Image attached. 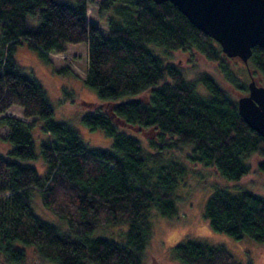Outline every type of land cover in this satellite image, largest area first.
<instances>
[{
  "label": "trees",
  "instance_id": "obj_1",
  "mask_svg": "<svg viewBox=\"0 0 264 264\" xmlns=\"http://www.w3.org/2000/svg\"><path fill=\"white\" fill-rule=\"evenodd\" d=\"M100 9L109 11L106 33L89 20L87 0H0V113L18 105L25 117L42 119L49 134L41 143L46 171L40 173L26 163L38 157L32 123L0 115L11 143V157L0 152V255L7 263L25 264L26 250L20 245H27L55 264H145L153 210L164 217L179 211L177 189L187 167L167 153L184 145H192V162L216 166L228 181L251 171L247 158L252 154L260 156L258 168L264 173V137L244 121L238 98L208 72L188 78L153 46L165 52L198 51L246 92L249 69L264 84V48L254 46L248 66L239 65L170 1L101 0ZM83 42L89 47L84 82L109 108L88 112L82 121L103 129L112 139L110 148L87 144L73 125L53 119L47 92L18 65L20 44L49 62L50 53ZM200 83L208 94L198 91ZM144 92L148 95L142 99ZM116 119L155 129L151 147L120 130ZM33 188H39L43 204L64 218L70 231L35 213ZM204 215L216 231L264 243L262 195L217 188ZM116 224L129 225L125 242L91 235ZM175 254L183 264H242L225 245L193 239L178 243Z\"/></svg>",
  "mask_w": 264,
  "mask_h": 264
},
{
  "label": "rangeland",
  "instance_id": "obj_2",
  "mask_svg": "<svg viewBox=\"0 0 264 264\" xmlns=\"http://www.w3.org/2000/svg\"><path fill=\"white\" fill-rule=\"evenodd\" d=\"M100 2L101 0H87L89 20L97 22L102 31L106 33V17L109 15V11L101 10ZM20 47L22 49L17 51L18 65L25 73L37 78L47 92L54 108L53 119L73 125L87 144L110 148L112 139L105 134L103 129H91L82 121V116L88 112L101 107L109 108V102L102 100L96 90L84 82L89 65L88 43H67L65 52L50 53L49 62H46L36 50L29 46L20 44L18 48ZM153 49L166 61L181 68L190 79H195L205 71L215 76L234 97L238 98L246 92L229 83L218 63L209 60L198 51L170 50L165 52L163 47L155 45ZM236 63L244 66L241 60ZM243 78H245L244 75ZM246 79L247 84L249 77ZM198 91L202 94L209 92L202 83L198 86ZM147 95L148 93L144 92L139 97L145 99ZM127 98L130 97H123V99ZM2 114L14 115L32 123L31 131L38 157L27 160L26 163L34 166L40 173H44L46 164L41 157L40 148L41 143L48 140L49 134L43 127V120L36 117H25L22 107L18 105L11 106L4 113H0V115ZM118 122L120 130L137 137L147 147H151L150 140L157 137V131L153 128L138 129L119 120ZM8 131L7 126L0 127V152L6 157H11L8 153L11 143L5 139ZM191 153L192 145H184L167 153L168 157L184 162L187 173L177 189L178 214L173 217H164L156 209L153 210L151 216L152 240L145 249V253H147L145 264H183L175 254V246L187 239L210 244H223L242 264H264V243L256 241L248 235L237 239L228 233L216 231L204 215L205 205L217 188H225L232 193L246 189L264 196V173L258 168L260 156L252 154L247 158V161L252 164V169L248 174L240 180L228 181L216 166L192 162L188 157ZM31 206L42 219L65 231L71 230L64 218L53 213L43 204L39 188H33ZM128 229V224L109 225L96 228L91 235L92 237H106L118 242H125ZM20 246L26 250L25 264H55L43 258L34 246ZM0 264L10 263H7L0 255Z\"/></svg>",
  "mask_w": 264,
  "mask_h": 264
},
{
  "label": "water",
  "instance_id": "obj_3",
  "mask_svg": "<svg viewBox=\"0 0 264 264\" xmlns=\"http://www.w3.org/2000/svg\"><path fill=\"white\" fill-rule=\"evenodd\" d=\"M172 2L228 57L248 66L254 46L264 48V0H153ZM248 92L237 101L247 124L264 137V84L249 69Z\"/></svg>",
  "mask_w": 264,
  "mask_h": 264
}]
</instances>
